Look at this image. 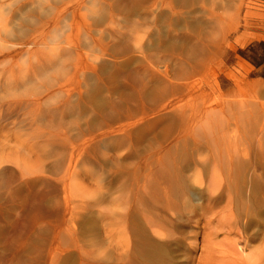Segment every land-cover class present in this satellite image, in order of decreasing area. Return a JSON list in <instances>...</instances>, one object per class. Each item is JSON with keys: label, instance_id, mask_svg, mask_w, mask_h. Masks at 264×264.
I'll list each match as a JSON object with an SVG mask.
<instances>
[{"label": "rangeland", "instance_id": "rangeland-1", "mask_svg": "<svg viewBox=\"0 0 264 264\" xmlns=\"http://www.w3.org/2000/svg\"><path fill=\"white\" fill-rule=\"evenodd\" d=\"M259 42L264 0H0V264H119L117 197L195 264V204L153 209L193 140L264 135Z\"/></svg>", "mask_w": 264, "mask_h": 264}, {"label": "bare ground", "instance_id": "bare-ground-1", "mask_svg": "<svg viewBox=\"0 0 264 264\" xmlns=\"http://www.w3.org/2000/svg\"><path fill=\"white\" fill-rule=\"evenodd\" d=\"M193 144L187 162L192 170L186 177L178 170L166 176L163 204L151 201L153 210L171 214L176 209L181 217L185 205L195 204L198 211L190 220L199 224L200 239L194 234L189 241L191 249H199L195 264H264V135L233 139L212 134ZM104 189L108 192L109 185ZM113 202L114 209L106 207L103 214L104 232H109L104 260L109 248L118 253L119 264H175L183 245L181 234L173 233L176 219H153L147 203L128 207L118 197ZM185 255L178 264L193 263Z\"/></svg>", "mask_w": 264, "mask_h": 264}, {"label": "trees", "instance_id": "trees-1", "mask_svg": "<svg viewBox=\"0 0 264 264\" xmlns=\"http://www.w3.org/2000/svg\"><path fill=\"white\" fill-rule=\"evenodd\" d=\"M258 44H259V45H264V42H259Z\"/></svg>", "mask_w": 264, "mask_h": 264}]
</instances>
